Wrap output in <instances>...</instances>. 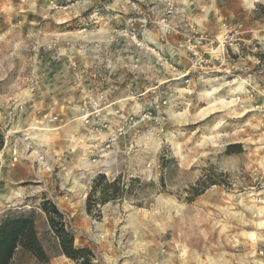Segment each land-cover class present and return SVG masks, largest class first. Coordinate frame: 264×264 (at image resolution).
<instances>
[{
	"label": "rangeland",
	"instance_id": "374dc122",
	"mask_svg": "<svg viewBox=\"0 0 264 264\" xmlns=\"http://www.w3.org/2000/svg\"><path fill=\"white\" fill-rule=\"evenodd\" d=\"M246 4L0 0V221L8 212L34 211L51 264L78 263L58 253L44 200L63 215L76 248L92 251L91 264H264V66L256 63L264 64V30L250 31L264 0ZM115 9L131 17L129 31H112L107 16ZM137 19L153 31L152 42L179 41L168 58L180 70L187 64L180 52L189 53L180 45L189 38L205 34L217 42L224 25L237 29L229 36L235 67L227 73L208 46L200 48L206 67H195L189 53L192 71L181 78L152 47L156 55L114 57L113 43L139 33ZM164 19L169 33L161 30ZM94 40L96 49L82 44ZM72 43L101 62L94 66L103 77L89 73L84 93L77 52L66 53ZM115 59L131 79L127 107L112 106L117 97L107 94L124 89L107 81ZM100 174L110 182L120 176L131 193L105 204L96 194L89 213ZM203 178L215 185L204 184L206 191L187 202V190Z\"/></svg>",
	"mask_w": 264,
	"mask_h": 264
},
{
	"label": "trees",
	"instance_id": "16d2710c",
	"mask_svg": "<svg viewBox=\"0 0 264 264\" xmlns=\"http://www.w3.org/2000/svg\"><path fill=\"white\" fill-rule=\"evenodd\" d=\"M4 139L0 135V148H3ZM230 149H233L231 146ZM137 180H131L136 182ZM215 185L203 178L196 186L190 187L186 201L194 202L202 195L207 186ZM121 178L117 177L110 182L105 175L100 174L93 179L91 193L87 199V211L91 213V202L95 195L101 204L119 200L123 195L131 193V187L121 188ZM40 209L48 217L49 226L58 242V253L78 264H91L93 254L89 248H76L75 236L69 232L63 221V215L55 204L44 200ZM0 264H51V256L43 247L36 228L34 211L8 212L0 221Z\"/></svg>",
	"mask_w": 264,
	"mask_h": 264
},
{
	"label": "crops",
	"instance_id": "0c3cea01",
	"mask_svg": "<svg viewBox=\"0 0 264 264\" xmlns=\"http://www.w3.org/2000/svg\"><path fill=\"white\" fill-rule=\"evenodd\" d=\"M256 1V0H255ZM247 5V4H246ZM116 12H113L112 14L108 15L107 17L110 18L111 22H112V26H111V29L112 31L114 32H117L120 34V32L122 30H128L129 28V22H130V16L127 15V11L126 10H120V9H115ZM209 13H210V10L208 9L207 12L205 13L204 15V20H207L208 19V16H209ZM93 15L89 18H92L94 16H100V18H102L103 16H101V13L100 15H98V13L94 14L92 13ZM138 22H141L139 19H137ZM264 15L263 16H260L259 15V18L252 21L251 25H250V31L251 33L253 34H256V33H259L261 30H264ZM199 24H201L200 21H198ZM119 24V25H118ZM140 27L139 28V39L141 41V43L143 44L142 47H137L135 44H133L129 39L127 38H120V42L119 41H116V43H113L112 45V49L114 50V57H117V54H122L124 51H132L134 50L135 52H137L138 54H148V55H156V54H151L152 52L150 51V47L154 48L157 50V54L159 55V59L161 61V57H163L164 59V67L166 69H169L170 70V75L175 77L178 76V78H181V77H184L185 74L189 71H192L191 70V63H192V60L190 59V55L189 53L183 51V52H180V54H182L186 61H187V64L186 66H184V68H182L181 70L180 69H177L176 66L175 67H171L169 64H170V60L168 58V54L170 52V49L174 48V46H177L179 41H177L174 46L170 45L169 44V40L167 41H164V40H159V38L156 37L157 40H155L156 42H152V39L154 40L155 39V36H152L153 35V31H150L149 29L146 28V26L144 24H142L141 22V25L137 24V27ZM97 31H100V30H97ZM110 30V32H112ZM129 31V30H128ZM249 31V30H248ZM127 39V40H126ZM99 42H97L96 40H94L93 42L91 41H88V42H84L82 41V44L84 45V47L86 48V45L87 47H91L92 49H96L98 47V44ZM108 43V42H107ZM68 44V43H67ZM79 49V50H77ZM82 49V46L80 47V45L77 43H72L70 44V46L68 48H66V53L69 55H73L77 52V63L79 64V67L80 70L78 73H76V79L79 81V83L77 84L79 89L82 88L80 90L81 93H84L86 91V88L83 86V82L82 80L85 82V81H89V73L90 75L89 76H92L94 77V74H98L99 77H103L100 73V70L98 72H96L95 70V66L94 64H101V62H96L95 59H93L91 56H89L87 54V52L85 50H81ZM168 52V53H167ZM177 54V53H176ZM72 59V58H71ZM168 59V60H167ZM117 61H119L118 59L114 61V63H112V77H110L107 81H118L120 85L124 86V89L122 91L117 92L116 89L118 87H112V90L115 91L116 94L118 95H115L113 93L112 90L109 89V91L107 92V94L110 96L112 95V100H115L114 98H116V100L114 102H112V106H113V103H116L118 105H120L121 107H127L131 100L133 99V92H132V88L130 87V77L128 75L127 72H120L121 68L120 66L122 65L121 63H118ZM117 63L118 65H120L119 67H117ZM175 64V63H174ZM176 65V64H175ZM173 69V70H172ZM91 70V71H89ZM84 73H86V78L84 79L83 78V75ZM194 73H192L193 75ZM177 79V78H176ZM122 95V97L120 98L119 96ZM79 109V108H78ZM74 110V113H75V117L73 118L75 120V122H79L80 121V117L78 116L79 115V110Z\"/></svg>",
	"mask_w": 264,
	"mask_h": 264
},
{
	"label": "built area",
	"instance_id": "2783aa9c",
	"mask_svg": "<svg viewBox=\"0 0 264 264\" xmlns=\"http://www.w3.org/2000/svg\"><path fill=\"white\" fill-rule=\"evenodd\" d=\"M258 3V0L255 1ZM161 30L165 33H169L171 30V27L169 23H167L166 19L161 21ZM222 35L217 38V42L214 40H211L207 35L205 34H199L198 36H193L192 38H189L188 41L181 44V48L188 49L189 53L193 56L194 62L193 65L195 67L203 68L206 67L207 62L205 58L200 54V48H204L205 46L210 47L211 54L213 55L212 58L216 61H221V64L226 65V68L224 69L227 73L231 71L235 66L231 64L230 61V55H229V49H234V43L230 40V35L239 34V31L237 29H232L226 25L222 27ZM233 35V36H234ZM129 39L133 44H135L137 47H142V43L139 40V33L135 31H131L128 33ZM221 38V39H220ZM239 46L237 45L235 50L237 54H239ZM256 50V48H255ZM257 65L264 66V64L261 63L259 59L256 60ZM229 66H231L229 68ZM211 69V68H210ZM212 69H216L215 66L212 67ZM14 161H17V158H14Z\"/></svg>",
	"mask_w": 264,
	"mask_h": 264
},
{
	"label": "bare ground",
	"instance_id": "6f19581e",
	"mask_svg": "<svg viewBox=\"0 0 264 264\" xmlns=\"http://www.w3.org/2000/svg\"><path fill=\"white\" fill-rule=\"evenodd\" d=\"M255 2V0H246V3L248 4V6H252L253 3ZM242 87V86H241Z\"/></svg>",
	"mask_w": 264,
	"mask_h": 264
}]
</instances>
